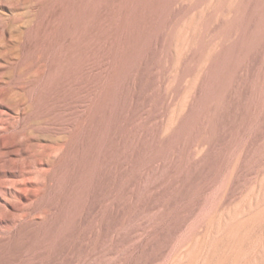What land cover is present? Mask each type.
<instances>
[{"label": "rangeland", "instance_id": "374dc122", "mask_svg": "<svg viewBox=\"0 0 264 264\" xmlns=\"http://www.w3.org/2000/svg\"><path fill=\"white\" fill-rule=\"evenodd\" d=\"M263 176L264 0H0V264L208 257Z\"/></svg>", "mask_w": 264, "mask_h": 264}, {"label": "bare ground", "instance_id": "6f19581e", "mask_svg": "<svg viewBox=\"0 0 264 264\" xmlns=\"http://www.w3.org/2000/svg\"><path fill=\"white\" fill-rule=\"evenodd\" d=\"M262 182H264V176L261 178ZM243 219L247 224L245 228L235 232L232 229L224 228L213 237L212 240L219 238L221 242L216 249L211 250L209 248L208 257L202 255L201 244L196 242L182 254L175 264H243L245 254L258 260L257 264H264V232L255 230L256 227H263L264 223V192L256 205L243 214ZM209 237L208 233L206 239H210ZM242 241L244 246L241 244ZM210 256L212 257L211 260L209 259ZM245 259L247 258L245 257Z\"/></svg>", "mask_w": 264, "mask_h": 264}]
</instances>
